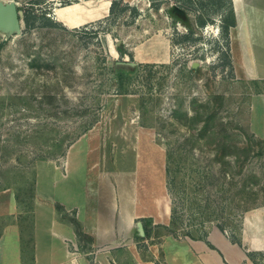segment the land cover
<instances>
[{"label": "rangeland", "instance_id": "374dc122", "mask_svg": "<svg viewBox=\"0 0 264 264\" xmlns=\"http://www.w3.org/2000/svg\"><path fill=\"white\" fill-rule=\"evenodd\" d=\"M13 1L32 26L24 21L21 34L0 32V206L14 197L25 213L0 216V237L18 221L30 246L37 164L64 166L73 142L103 119L105 127L117 102L128 99L136 103L124 110L126 122L135 118L153 128L166 162L171 152L166 182L173 221L145 227L140 220L141 245L158 243L165 233L203 236L213 227L237 239L243 217L264 212V91L255 92L264 90V82L253 84L236 72L218 12L200 27L197 0L195 11L173 0H124L114 14L73 28V10L88 0ZM90 1L106 9L110 0ZM258 51L260 67L264 47ZM211 114L216 119L210 129L227 125L226 150L203 131ZM55 207L79 243L89 245L75 213ZM125 260L131 264L128 254ZM259 261L264 264V256Z\"/></svg>", "mask_w": 264, "mask_h": 264}, {"label": "crops", "instance_id": "0c3cea01", "mask_svg": "<svg viewBox=\"0 0 264 264\" xmlns=\"http://www.w3.org/2000/svg\"><path fill=\"white\" fill-rule=\"evenodd\" d=\"M232 2L236 26L231 29L230 39L236 72L246 79L264 80V56L259 58V66L263 63L260 67L255 59L264 47V0ZM90 3H77L73 28L108 16L111 0L106 9L97 4L91 9L94 5ZM54 14L64 23L57 11ZM135 100L128 99L125 104L118 101L117 113L104 123L105 127L103 119L76 139L63 168L56 161L37 164L31 244L25 243L18 221L8 223L0 237V264H127V254L131 264H261L264 212L247 213L237 239L218 227L198 237L165 233L158 243L147 239V244L141 245L136 239L140 220L145 227H169L173 218L166 182V150L157 143L153 128L135 118L126 122L122 115L135 106ZM126 188L133 191L126 193ZM56 203L75 213L83 233L91 240L89 245H81L77 231L60 219ZM0 211V216L15 219L24 215L14 197L1 205ZM147 238H153L151 233Z\"/></svg>", "mask_w": 264, "mask_h": 264}, {"label": "trees", "instance_id": "16d2710c", "mask_svg": "<svg viewBox=\"0 0 264 264\" xmlns=\"http://www.w3.org/2000/svg\"><path fill=\"white\" fill-rule=\"evenodd\" d=\"M175 2V4L181 6L183 9L185 10H198L201 9V11H199V13L197 14L196 18H197V24L200 27L205 26L208 22L211 21V12H218L221 15V30L223 32V35L225 37V39H229L230 37V32L231 29L233 27L236 26V14H235V10L233 7V2L232 0H197L195 1V4L198 6L195 8V4L193 2V0H173ZM124 0H113L111 7H110V13L114 14V12L116 11V8L119 6V4H123ZM127 6H124V8H126ZM25 24L27 28H30L32 26V23L30 21V17L29 15H25L24 18ZM264 81H258V80H253L252 83L253 84H258V83H262ZM264 90H256V93H263ZM121 93L123 94H127V91H122ZM216 117L215 115H210L209 117L205 118V125L203 126V131L209 133L210 137L213 139V142L215 144H217L219 146V148H222L224 150L228 149L229 147H231L228 143V129H227V125L223 124V123H219L220 127L218 128V124L215 127V129H210L212 123L215 121ZM191 122H195V119H190ZM264 148V146H263ZM245 154L247 157V154H249L250 149H246L245 150ZM257 155H261L260 152H258ZM245 157V158H246ZM171 152L169 151L167 153V162H166V174L167 177L171 172ZM32 208V207H31ZM32 210V209H31ZM78 233V232H77ZM251 259L253 258L252 255H250ZM253 260V259H252ZM254 261V260H253Z\"/></svg>", "mask_w": 264, "mask_h": 264}, {"label": "water", "instance_id": "95a60500", "mask_svg": "<svg viewBox=\"0 0 264 264\" xmlns=\"http://www.w3.org/2000/svg\"><path fill=\"white\" fill-rule=\"evenodd\" d=\"M176 10H181L175 6ZM24 28V15L22 10L19 9V4L15 1L0 0V32L7 35L14 33L21 34ZM119 65L135 66V63L120 62ZM138 231L144 235L143 225L141 222L137 223Z\"/></svg>", "mask_w": 264, "mask_h": 264}, {"label": "bare ground", "instance_id": "6f19581e", "mask_svg": "<svg viewBox=\"0 0 264 264\" xmlns=\"http://www.w3.org/2000/svg\"><path fill=\"white\" fill-rule=\"evenodd\" d=\"M59 19V18H58ZM129 173V172H128ZM130 179V178H129ZM128 179V180H129ZM127 180V179H126ZM125 181V180H124ZM132 182V181H131ZM130 188V187H129ZM129 188H126L124 191L126 192V193H128V192H131V191H133L132 189H129Z\"/></svg>", "mask_w": 264, "mask_h": 264}]
</instances>
